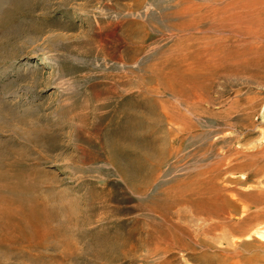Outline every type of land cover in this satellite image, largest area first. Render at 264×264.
I'll use <instances>...</instances> for the list:
<instances>
[{"label":"rangeland","instance_id":"rangeland-1","mask_svg":"<svg viewBox=\"0 0 264 264\" xmlns=\"http://www.w3.org/2000/svg\"><path fill=\"white\" fill-rule=\"evenodd\" d=\"M207 1L0 0L1 218L16 227L28 204L39 219L28 237L13 228L0 264H264L242 222L204 232L185 203L217 192L238 222L237 191L264 187L245 166L264 149V41L176 15ZM179 88L201 99L177 100ZM183 102L187 126L170 125L165 109ZM231 231L234 246L219 237ZM172 236L190 248L156 255Z\"/></svg>","mask_w":264,"mask_h":264},{"label":"bare ground","instance_id":"bare-ground-1","mask_svg":"<svg viewBox=\"0 0 264 264\" xmlns=\"http://www.w3.org/2000/svg\"><path fill=\"white\" fill-rule=\"evenodd\" d=\"M181 3H182V1L179 4L182 5L184 2L182 4ZM176 15L182 16V17L185 16V17L191 18V19L188 20V22H189L188 24L190 26H192L193 28H194V26L197 27L198 25H205L206 24V25H208L207 28H209V30L214 31V32H219L221 34H225L226 32H230V33L234 34V37L236 35L237 36H243L245 34L246 35L248 34L249 36H252V38L256 37V39L263 40L264 41V0H208L206 3H202V4H192V5L185 6V8L183 7L179 11H177L176 12ZM185 23H187V22H185ZM202 37H205V36H202ZM223 39H224L223 37H220L219 40H218L217 45L214 47V49L217 50L216 52L219 53L218 54V53L215 52L217 55H223L221 53H224L225 52V49H224V46L225 45H224ZM192 47H190V48H192L193 50H189V51H191L192 53L193 52L196 53L197 57H199L200 55H202V53H203L202 50L203 49L201 50L200 48H198V50L197 49L195 50L193 45H192ZM204 47H207V46H204ZM187 48H188V46H187ZM254 48H256V47H252L251 46L247 50H245V52L248 53V54H251L252 51H254ZM257 49L258 50H261L264 53V46L263 45H260L259 47L257 46ZM257 49H255L256 52H257ZM199 51H201V53ZM205 51H207V50H205ZM263 53L260 52V54H263ZM238 56H240V55H238ZM40 57H41V61L44 62V63H52L53 62V59L51 58V56L48 53H45V54L41 55ZM222 57L220 56V58H222ZM202 64L200 63L201 66H203ZM181 66L183 67L184 65H181ZM184 72H186V70ZM180 76H182V75L180 74ZM183 76H184V74H183ZM182 77H180V79H177V80H180L182 82V84H184V82L187 83L189 81V79H190V81H189L190 83L189 84H191V81H192L191 80V77H186L187 78V79H185L186 81L183 80L184 77L183 78ZM193 77H194V73H193ZM192 88H194V87H192ZM187 90H188V88H187ZM187 90H185L184 88H179V89L173 90V93L175 95V98L177 100L184 99V100H187V101H191V100L194 101V100H197V99H199V100L201 99L200 98L201 97L200 94L199 95L196 94L197 93L196 90H195V92H196L195 94H194V92L193 93L191 92L192 90L191 91H187ZM179 103H182V102H179ZM188 106L189 105H186L185 104L183 110L180 109V106L178 108L177 107H175V108L173 107L170 110L169 109L168 110L165 109L166 112L165 113L163 112V113L167 117L166 122L168 120V122L170 123V125L171 124H173V125H175V124H181V123H182V125L183 124L186 125V122L187 121L189 122V120H190V119L187 120V115H186V112H185V111L189 110L188 109ZM175 140H177V137L175 138ZM263 152H264V149H261V150L257 151L256 153H253L251 155H247L245 157V166H247L249 169L251 168V171L256 176V178H257V176H261L264 173V165L263 164L261 165V164H258L257 163V161L260 159V157L264 158L263 155H262ZM160 169L161 168H159V170ZM160 174H161V171H160L159 174L158 173L155 174L154 175L155 177H153L151 181L144 182L142 184V186L140 187V194L139 195H141L142 197H145L146 193H148L150 190L151 191L154 190V182H155V180L157 178L161 177ZM245 181L246 182L248 181L247 178H246ZM259 181H260V183H262V181L260 179H259ZM204 186H206V185H204ZM211 188H209V189H211ZM206 190H207V188H206ZM209 191L208 190H207V192L205 190L204 191L199 190L198 192L196 191V193L198 194V198L197 199L196 198L195 199H190V200L187 199V201H185V203L189 206L191 212H193V215H192L193 218L190 217L189 219H191L192 221H194V218H195L197 221H200L199 223H197V226L198 225H201L202 227H201L200 230H203L204 232H208V233H211L214 230H216L217 227H218V225H219L218 224L219 222H221V225H223L224 227H227V228H229L228 227V225H229L228 223H232L231 226H233L234 223H241L242 222L241 226L239 227V233L242 234V235H246L249 238V239H247V242L245 243L247 249H250V248L252 249L253 246H255V247L257 246L255 248L257 250H256L255 255L253 257H255L256 259H259V260H264V254H262V253H264V225H262V224H264V187L261 186V187H258V188L252 189V190H242V189H239L237 191L238 192V195L243 200V205L245 204V206L248 207L247 209L244 210L245 219H241L240 218L241 220H239L238 222H237V220H234L233 219V216H231V214L233 215V213H232L233 210L228 207L229 202L227 200H225V199H222V197L218 196L217 194H215L217 192H214V194H213V193H209ZM180 200H178V199L175 198V199H173V203L172 204L178 205L179 203L184 202V201H181L180 202ZM27 205L24 206L22 208V210L18 207V209H20V211H19V218H18V222L19 223L17 222L18 224L16 225V227H14L13 225L11 226L10 223H9L10 221L9 222L7 221V223H5V221H3L4 218L3 219L1 218L4 215V212H0V219H2L0 221V246L1 245H7L10 242L15 241V237L16 236H15V233L13 234V228H14V231H16V232H17V230H19V234L17 235L18 237H23V236H25V237L27 236L28 237L27 233L29 234V232L32 229L31 227H33V225L36 222L39 223L37 221L39 219H38V214H37L35 208H33L32 206H27ZM20 207H21V205H20ZM151 207H152V209H151L152 211L157 212L156 209L153 208V205ZM1 208H2V206H1ZM36 209H39V208H36ZM7 210H9V209H7ZM40 212H41V210H40ZM7 213L9 214V219H10L11 212L9 211ZM178 215H180V213H178ZM226 215H228V217H229V215L231 216L229 221L226 220L227 219V216ZM41 223H43V222H41ZM170 225H172V224H170ZM34 226H36V224ZM187 228H189V227H187ZM189 230H191V229H189ZM189 230H185V231L186 232L188 231V233H189ZM176 231L177 230H175V232ZM161 232H162V230H161ZM163 232H165V231H163ZM180 232H181V230L178 232V234L181 235ZM186 232H184V234H186ZM41 233H43V232H41ZM169 233H170V231H169ZM163 234H161V236ZM196 234H197V232H196ZM159 235L157 234V238H158ZM226 235L225 236L223 235L224 237L219 235V237H220V239L225 240L226 242L232 244V246L237 245L236 244L237 241L233 238L235 235L233 234L232 231H231V233H229L228 237ZM33 236H35V235H33ZM163 237H165V236L163 235L160 238L162 239ZM166 237H167V235H166ZM229 237H231V238H229ZM177 238L175 239L172 236V239L166 240L167 241V244H168V247H166L165 245H163L164 248H159L158 247V249H157L156 246H155V249H157L155 251L156 255H160V254H164L165 255V254H168V253H170V251L172 250V248H176V247L179 248L181 251L188 250L190 248L188 246H191V244H190L191 242L190 243L187 242V243L190 244V245L187 246V245L184 244V242H182L180 240L181 238L180 239L179 238L177 239ZM184 238H186V237H184ZM211 238H212V236H211ZM36 239H37V237H36ZM165 239H167V238H165ZM17 240H19V239H17ZM163 240H164V238H163ZM195 240H197V239L195 238ZM22 241H24V240H22ZM41 243H42V241H41ZM10 245L12 246L14 244H10ZM16 245H19V243L16 244ZM12 247H14V246H12ZM25 247H26V245H25ZM192 250L193 249H191L190 251H192ZM234 252H235V250H234ZM253 254L254 253H252V255ZM250 259H252V257ZM247 260H245V261H247ZM249 264H250V262H249Z\"/></svg>","mask_w":264,"mask_h":264}]
</instances>
